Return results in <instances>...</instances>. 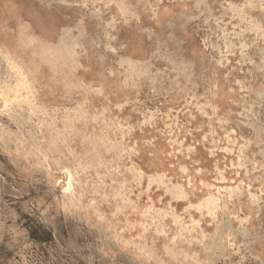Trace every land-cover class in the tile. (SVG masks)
<instances>
[{"label": "rangeland", "instance_id": "rangeland-1", "mask_svg": "<svg viewBox=\"0 0 264 264\" xmlns=\"http://www.w3.org/2000/svg\"><path fill=\"white\" fill-rule=\"evenodd\" d=\"M16 87L0 264H264V0H0Z\"/></svg>", "mask_w": 264, "mask_h": 264}, {"label": "bare ground", "instance_id": "bare-ground-1", "mask_svg": "<svg viewBox=\"0 0 264 264\" xmlns=\"http://www.w3.org/2000/svg\"><path fill=\"white\" fill-rule=\"evenodd\" d=\"M17 76H18L17 79H18L19 84H20L19 87H22L24 90H26L27 87L25 84L24 74L21 73V71H17ZM19 87H16V88L11 89V90L0 91V109H6L8 107V105L11 102L12 96L14 94H18L20 92ZM27 92H29V89ZM26 95H29V94H26ZM70 180H71V175H67L65 186H69Z\"/></svg>", "mask_w": 264, "mask_h": 264}]
</instances>
